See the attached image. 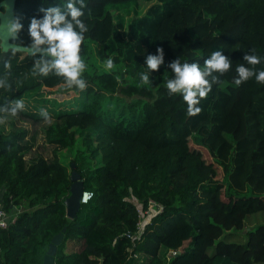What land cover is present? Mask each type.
Listing matches in <instances>:
<instances>
[{
	"label": "trees",
	"instance_id": "1",
	"mask_svg": "<svg viewBox=\"0 0 264 264\" xmlns=\"http://www.w3.org/2000/svg\"><path fill=\"white\" fill-rule=\"evenodd\" d=\"M149 1L83 0L80 55L87 41L103 55L108 49L131 82L95 68L81 74L84 88L73 84L74 96L58 101L46 90L66 85L53 70L42 75L33 67L41 54L0 46V118L17 99L24 107L16 112L33 121L46 119V109L55 120L44 130L46 142L66 149L80 138L73 164L93 193L68 219V167L55 154L26 160V132H0V206L16 215L0 228V264H42L62 227L54 264H264V81L256 79L264 70V0H153L140 14L139 3ZM40 6L12 1L25 28ZM20 35L27 43L26 32ZM157 48L163 61L148 69L145 58ZM213 51L229 59V68L209 73L210 87L192 113L182 93L166 88L169 65L179 59L204 67ZM240 65L252 75L237 83ZM188 140L221 166L223 182ZM130 197L144 208L150 199L162 206L140 232ZM67 241L79 250L65 253ZM161 248L177 253L162 263Z\"/></svg>",
	"mask_w": 264,
	"mask_h": 264
},
{
	"label": "clouds",
	"instance_id": "2",
	"mask_svg": "<svg viewBox=\"0 0 264 264\" xmlns=\"http://www.w3.org/2000/svg\"><path fill=\"white\" fill-rule=\"evenodd\" d=\"M0 17H5L2 26L9 46L14 50L24 49L33 56L41 55L35 60L33 67L42 75H47L53 70L56 75L63 77V84L70 87L76 85L84 88L85 84L81 73L86 64L80 55V45L84 40L85 25L82 20L83 0H64L63 4L49 3V0H41L38 14L29 17L27 27L23 23L22 15L10 11L8 0H0ZM21 32H26L28 42L24 43ZM44 54H47L46 56ZM245 60L250 64H256L259 58L255 55H247ZM163 61L162 49L157 48L155 54H149L145 58L148 69L155 70ZM105 68L112 67L111 59L104 62ZM173 73L172 78L167 79L166 88L170 93H182V98L192 113L198 112V98L207 93L210 82L207 79L213 70L224 72L229 68V59L220 51H213L204 60V67L199 64L179 59L170 63ZM239 80L247 79L252 75V70L243 65L238 66ZM141 79L145 82L149 79L147 71L141 72ZM256 79L264 81V70L256 74ZM24 107L22 99L15 100L12 107L7 109L13 115L17 109ZM41 114L47 118V110L41 109Z\"/></svg>",
	"mask_w": 264,
	"mask_h": 264
},
{
	"label": "rangeland",
	"instance_id": "3",
	"mask_svg": "<svg viewBox=\"0 0 264 264\" xmlns=\"http://www.w3.org/2000/svg\"><path fill=\"white\" fill-rule=\"evenodd\" d=\"M13 0H8V6H12ZM153 0L149 2H140L138 7V12L141 14L145 11V9L149 6L150 3H152ZM116 12L113 11V14ZM127 27L123 30L125 32ZM121 36L123 34L120 33ZM106 54L103 55V51L98 48L93 42L87 41L86 42V52L85 55L82 57L85 61L86 67L85 70L81 73L83 74L86 71L92 72L95 68H101L105 70L106 72L110 73L113 77H117L119 80H126L127 82L133 81V79L130 76H124V74L121 72V66L120 64L111 58V55H109V50L106 49ZM108 59H111L112 61V67L111 68H105L104 62ZM120 74V77L118 78ZM125 82V83H127ZM46 94L51 99H56L58 101L68 100L71 99L72 96L75 94V90L73 88H70L68 86H56L52 89H47ZM122 98L125 100H129L126 96L122 95ZM55 122L53 118H46L39 121H33L31 119L25 118L21 116L18 112H16L14 115L10 113L7 109L3 110L1 113L0 118V132L6 134L10 131H25V139L29 141V143L32 145L29 152L24 156V158L30 159L32 157L41 156L44 159L50 161L54 154L58 157L59 161L63 164H65L68 167L69 173L71 172L70 164L73 163V159L76 155L77 150H82V147L80 146V138H76V142L73 146L66 148V149H58L51 145H49L45 138H44V130L49 125ZM187 145L189 147H192L193 150H195L198 153H201V157L203 159V163L210 165L212 168V177L220 182H223L224 180V173L222 171V168L220 165H218L207 153H205L203 150L199 149L198 147L192 146V142L190 140L187 141ZM96 162L100 163V157L97 158ZM226 193L224 190L221 191L219 194V201L220 205L224 204ZM247 226V225H246ZM241 237H244V230L238 232ZM189 243L188 241L184 242L182 249H188ZM79 250V243H75L73 241H67L64 246V252L65 253H71L76 252ZM161 262L164 263V256H166V253L164 252V249L161 248L159 251Z\"/></svg>",
	"mask_w": 264,
	"mask_h": 264
},
{
	"label": "water",
	"instance_id": "4",
	"mask_svg": "<svg viewBox=\"0 0 264 264\" xmlns=\"http://www.w3.org/2000/svg\"><path fill=\"white\" fill-rule=\"evenodd\" d=\"M9 10L12 11V6H8ZM5 17H0V26L3 25ZM0 46L3 50H6L8 48H11L9 46L8 39L3 32L2 27H0ZM18 51L26 52L27 54H31L29 51L24 49H19ZM41 54V53H37ZM45 56L47 54H44ZM71 172L69 174V179L71 181L70 188H69V195L64 199V205H65V212L66 217L70 220H73L76 218L81 203V194L83 189V180L80 177V174L76 171L75 165L71 163ZM65 233V227H62L59 232L54 234L52 238L50 239L48 243V247L42 257V264H54V257L57 251V246L62 242L63 237ZM179 252V251H178Z\"/></svg>",
	"mask_w": 264,
	"mask_h": 264
},
{
	"label": "built area",
	"instance_id": "5",
	"mask_svg": "<svg viewBox=\"0 0 264 264\" xmlns=\"http://www.w3.org/2000/svg\"><path fill=\"white\" fill-rule=\"evenodd\" d=\"M92 194L93 193L91 191L83 190L81 194L80 203H87V201L91 199ZM127 200L132 202L136 207L139 217L137 222L138 232L142 230L143 226L151 219V217L158 214L162 210V206L151 199L148 201L147 206L145 208L134 197H130ZM15 216L16 215H11L10 213H7L0 206V228H6L10 223H13L15 221ZM176 253L177 252L174 250H168L166 252V260H168L171 255H174Z\"/></svg>",
	"mask_w": 264,
	"mask_h": 264
},
{
	"label": "crops",
	"instance_id": "6",
	"mask_svg": "<svg viewBox=\"0 0 264 264\" xmlns=\"http://www.w3.org/2000/svg\"><path fill=\"white\" fill-rule=\"evenodd\" d=\"M164 249V248H163ZM164 252L166 253L167 251L164 249Z\"/></svg>",
	"mask_w": 264,
	"mask_h": 264
}]
</instances>
